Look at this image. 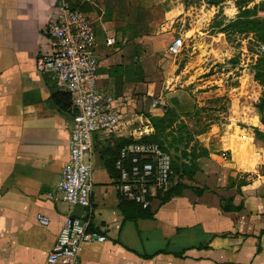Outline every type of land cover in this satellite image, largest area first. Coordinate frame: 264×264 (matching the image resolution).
I'll return each mask as SVG.
<instances>
[{
  "label": "crops",
  "instance_id": "crops-1",
  "mask_svg": "<svg viewBox=\"0 0 264 264\" xmlns=\"http://www.w3.org/2000/svg\"><path fill=\"white\" fill-rule=\"evenodd\" d=\"M67 1L92 23L98 85L116 100L119 123L111 132L93 135L90 207L49 199L69 158L72 127L71 108L63 110L53 100L62 92L50 75L35 69L36 59L54 47L43 28L54 21L57 0H0V264H46L65 218L82 215L105 241L85 244L79 264H264V142L254 138L251 125L241 136L261 145L253 142L243 151L237 140L228 139L241 127L229 121L224 129L210 124L208 133L195 136L208 152L198 158L196 172L181 175L174 186L170 180L152 199L151 217L125 219L128 208L119 206L123 199L114 167L120 145L153 133L146 114L162 116L173 107L154 98L160 93L153 83L154 62L139 55L141 44L157 50L159 39H140L148 34L137 20L143 0ZM166 26L159 38L167 35ZM134 61L141 74L126 76L124 68ZM222 96L215 93L212 99ZM179 183L180 193L167 197ZM38 215L49 224L41 226Z\"/></svg>",
  "mask_w": 264,
  "mask_h": 264
},
{
  "label": "rangeland",
  "instance_id": "rangeland-1",
  "mask_svg": "<svg viewBox=\"0 0 264 264\" xmlns=\"http://www.w3.org/2000/svg\"><path fill=\"white\" fill-rule=\"evenodd\" d=\"M142 6L137 20L141 31L148 34L140 37L141 41L144 43L146 37L159 39L157 50L149 48L148 42L141 44L139 50L140 56L154 62L153 83L155 90L160 91L154 98L190 103L189 116H180L175 125L157 137L169 147L174 163L188 164L190 159L181 155L185 152L190 155L193 148L199 153L200 141L195 136L210 124L224 129L229 121L241 127L228 139L237 140L243 151L253 142L261 145L241 133H245L242 128L247 125H251L253 136L255 129L264 131L261 114L255 108L264 88L255 81L253 68L258 65V55L264 53V46L256 41L253 33L240 32V27L234 26L228 33H220L219 28L238 21L243 11L250 19L264 18V0H221L217 5H212L211 0H143ZM162 25H167L164 27L167 35L159 38L157 32ZM176 37L182 38V50L173 56L167 52V46ZM231 59L236 63L232 64ZM215 93L223 95L216 102L212 99ZM136 96L143 98L144 95ZM210 130L211 126L206 133ZM179 178L181 173L172 171L173 186Z\"/></svg>",
  "mask_w": 264,
  "mask_h": 264
},
{
  "label": "built area",
  "instance_id": "built-area-1",
  "mask_svg": "<svg viewBox=\"0 0 264 264\" xmlns=\"http://www.w3.org/2000/svg\"><path fill=\"white\" fill-rule=\"evenodd\" d=\"M88 1V0H86ZM43 33L54 41L50 54L36 59L38 73L50 75L55 87L70 98L72 127L69 137V158L62 171V179L49 199L59 197L70 206L89 208L93 192L90 155L96 132H111L119 123L116 100L98 85V60L95 32L89 18L67 0H57L53 22ZM113 39L108 44H113ZM182 50V39L174 38L167 51L176 56ZM164 105L155 102V105ZM172 155L157 143L137 141L121 148L114 163L118 171V193L124 201L151 206L152 199L163 193L172 176ZM41 226L49 220L37 216ZM103 242L105 237L91 230L90 218L66 217L46 264H79L82 247L91 242Z\"/></svg>",
  "mask_w": 264,
  "mask_h": 264
},
{
  "label": "trees",
  "instance_id": "trees-1",
  "mask_svg": "<svg viewBox=\"0 0 264 264\" xmlns=\"http://www.w3.org/2000/svg\"><path fill=\"white\" fill-rule=\"evenodd\" d=\"M219 2H221V0H211V4L212 5H217ZM240 19L238 21L235 22H230L227 26H225L224 28H219V32L220 33H228L227 31L229 29H234V26L240 27V32L242 33H253L254 34V38L256 39V41L260 44H262L264 46V18H249V16L246 15V12L243 11L242 15L239 17ZM127 30L129 31V33L131 35H133L134 31H135V27H128ZM129 34V35H130ZM138 49L139 46L135 47L134 50V56L138 57ZM258 60H257V64L255 65L253 68L256 71L255 74V81L262 87L264 88V53L259 54L258 55ZM232 64H235L236 62L233 61V59H231L230 61ZM131 66V67H130ZM130 66L124 68V72L126 76H129V74L132 75V73L134 74V72H139L141 74V66L137 61H134ZM113 70L115 71H121L122 68L121 67H115L113 68ZM134 71V72H133ZM262 74H261V72ZM142 80V79H141ZM221 98H215L213 99L215 102L219 101ZM53 100L55 101V103L63 110L68 111L71 108V102H70V98L68 95L64 94V93H56L53 95ZM171 104L173 105L172 108H168L165 110V113L161 116V117H154L151 115H146L145 117L148 119L150 126L153 129V133L149 136H144L142 138H140L137 141H150V142H154L157 143L164 151L166 152H171L169 150V147L165 146L164 144H162L159 140H158V135L160 133H163L165 131V129H169L172 125H175L177 122V119H179L180 116L184 117V116H189L190 114V103H182V101L176 100V99H172L170 100ZM255 108L259 111L260 115V122L262 124H264V91L262 92L260 98H259V102L255 105ZM202 111H204V107L201 108ZM218 111L220 109H217ZM196 114V113H195ZM210 126V125H209ZM206 129H203L200 133L196 134L199 135L201 133H204L208 127ZM254 138L264 142V133L260 132L259 130L255 129L254 131ZM134 140H130L127 141L126 143H122L120 146H124L127 145L129 143L132 142H137ZM198 150V154L195 153V148H193V150L191 151V154L188 155L185 153H182L181 157L182 158H189L190 162H188V164H180V165H176L174 163V158L172 155V171L175 172L179 171L181 173V175H185L187 177H191L196 170L198 169V164H197V160L198 158H203V157H207V150L204 149L203 147L199 146L197 148ZM184 186L182 184H177L173 189L169 190L167 193V197L173 196V195H178L181 191V189H183ZM123 205H126L128 210L123 209V212L126 213V217L125 219H136V218H149L151 217V215L148 213V209H142L139 205L134 204V203H129V202H125L123 200H121L120 203V208H123Z\"/></svg>",
  "mask_w": 264,
  "mask_h": 264
}]
</instances>
